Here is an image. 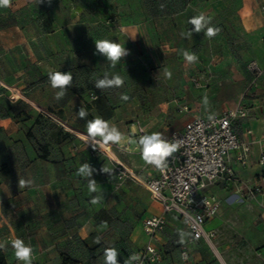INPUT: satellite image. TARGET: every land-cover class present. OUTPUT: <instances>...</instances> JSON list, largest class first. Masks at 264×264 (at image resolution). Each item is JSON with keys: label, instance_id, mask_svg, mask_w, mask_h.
I'll return each instance as SVG.
<instances>
[{"label": "crops", "instance_id": "1", "mask_svg": "<svg viewBox=\"0 0 264 264\" xmlns=\"http://www.w3.org/2000/svg\"><path fill=\"white\" fill-rule=\"evenodd\" d=\"M151 1L51 0L49 4L47 0L42 3L38 0H11L10 7L0 8V77L8 85L10 83L26 94L25 100L3 103L12 109L19 108L11 113L10 118H5V124L9 125L4 133L5 145L15 147L14 141L19 140V158L22 161L26 159L28 132L22 131L21 125L12 119H20L25 113L32 116L29 119L32 124L54 122L58 128L53 133V143L45 144L48 155L44 160L53 161L55 165L51 167L55 173L52 179L43 178L42 170L37 167H20L22 171L31 173L30 178L23 179L32 181L31 184L19 187L21 179L4 181L3 184L0 182V188H3L0 190V204L2 197L8 198V193L13 198L5 199L6 203L15 204L19 200L21 205L18 216L2 211L0 207V241L7 242V250L3 251L7 264H21L16 260L11 247V241L16 238L33 247V264H69L65 262L66 258L77 261L75 264H104V251L112 232L104 224L92 223L87 214L77 218L75 211H61V204L76 201V195L69 189L84 188L88 184L75 179L76 167L86 163V160L90 164V156L85 147L80 145V136H87V120L99 115L115 124L125 135L121 145L128 148L126 163L140 169L148 167V175L154 174V166L145 164L134 141L141 135L152 132H160L168 139L173 130L181 129L184 125L178 121L173 129H167L159 122V126L155 128L158 121L146 119L148 114L160 115L161 120L168 116V112L158 101L146 102L144 107L155 109V112H146L141 108L142 102L135 101L134 98L115 102L109 95L94 87L77 88L74 81L66 95L57 100L55 94L58 89H53L48 79L50 71H70L73 75L80 57L85 65L95 64L99 70H105L103 66L108 62L106 58L99 53L94 55L95 41L101 39L113 40L125 47H136L141 43H162L169 52H175L181 44H194L196 48H200L204 43L200 36L204 33H196L193 31L194 25L188 23L191 17L200 13L212 18L210 26L215 27L217 23L234 35L242 34L244 56L255 60L264 69V12L260 9L259 0H184L179 10L170 9L172 0ZM161 8L169 10L161 11ZM107 28L112 29L110 34L106 31ZM189 32L191 37L188 36ZM128 50L133 54L132 49ZM148 53L154 58L156 51L151 49ZM244 102L252 108L238 130L244 132L247 128L251 129L256 142L252 144L250 164L235 168L243 179H260L264 182L261 178L264 168L257 162L261 148L264 149V74L258 90ZM19 106H30V109L35 106L40 110L36 115L41 118L38 116L36 120L35 111L28 112ZM81 106L89 113L85 118L77 115ZM45 109L50 111L49 115L41 113ZM132 109H139L135 113L138 118L133 121ZM139 127L144 134L137 133ZM41 150L40 158L43 159V149ZM35 155L38 156V152ZM90 166L96 167L93 164ZM61 173H66V176L61 178ZM5 188L8 190L5 191ZM61 189L68 190H64L61 195ZM212 192L220 200L219 212L207 224L208 229L216 231L214 242L228 218L235 221L236 233L239 232L243 238L242 246L228 251V262L240 264L243 261L242 264H246L250 260H256L264 264L263 198L258 196L256 200L240 201L232 185H216ZM86 199L83 196L81 201L87 203ZM236 201L243 205L241 211L233 215L231 206ZM159 208L160 211L154 214L162 213L160 204ZM170 214L166 215L167 219ZM198 243L206 242L200 240L190 245L188 255ZM214 253L222 264H228L218 246L214 248ZM117 260L119 264H124L119 257Z\"/></svg>", "mask_w": 264, "mask_h": 264}, {"label": "rangeland", "instance_id": "2", "mask_svg": "<svg viewBox=\"0 0 264 264\" xmlns=\"http://www.w3.org/2000/svg\"><path fill=\"white\" fill-rule=\"evenodd\" d=\"M183 2L184 0H172L170 9L179 10ZM163 10L167 11L169 9L161 8V11ZM215 25L220 29L219 34L212 38L201 34L200 37L204 43L200 48H196L194 44L190 46L181 44L175 52H169L168 48L162 43H141L136 47H125L126 49H132L133 54L123 58L115 68H111L109 62H105L103 66L105 70H99L95 64L92 66L85 65V61L80 57L76 62L75 74L72 75L73 81L77 88H95V81L104 78L105 73L108 74L109 78L113 74H119L124 78L122 87L101 91L109 95L115 102H123L120 97L122 94H127L129 98L142 102V107H140L146 112H151V110L155 112V109L144 107L146 102L152 100L161 103L163 109L168 112V116L161 120L162 116L151 113L146 118L151 121H158L154 126L155 128L159 126L158 123L160 122L161 126L173 129L178 121L185 123L188 118L195 115L217 113L238 101H247L253 94L247 95L245 93L250 78L246 65L251 60L244 56V45L241 44L243 35H234L226 27L217 23ZM111 30L110 28L106 29L109 34ZM151 49L156 51L154 58L151 53H148ZM182 50L194 53L198 57V61L189 64L184 59ZM137 51H139V54H136ZM172 71L176 72L173 73ZM167 72L171 73L170 78L166 74ZM11 78L14 79V77ZM11 85L10 83L8 85L0 77V182L3 184L4 181L30 178L31 173L22 171L20 167H37V169L42 170L43 178L50 180L55 174L51 167H55V165H53V161L40 158L42 153L40 147L53 143V133L58 129L54 122H34L32 124V121H29L32 116L26 113L20 119L12 118L15 123L21 125L22 128H19L22 131L28 132V155L23 161L19 158L18 153L19 140L14 141L15 147H10V144L9 146L5 145L4 133L9 127L8 124H5L7 123L5 118H10L11 113L19 108L12 109L8 107L9 105L6 106L3 103L9 104L13 101L26 99L25 92ZM205 97L209 101L207 107L203 103ZM19 107L23 108V106ZM31 107L32 110L30 106L24 107L23 110L35 111L34 117L38 120L39 115H36V112L40 110L35 106ZM183 107H186V110H182ZM45 110L50 112L48 109ZM137 110L139 109H132L131 121L138 118L135 115ZM174 131L177 130L172 132ZM80 145L85 147L90 156L81 139ZM123 148H125V145ZM36 152H38V156L35 155ZM115 152L129 169L135 172L139 171L140 167H130L126 163L128 152H122L118 148H115ZM86 162L88 161L86 160ZM89 162L96 166L92 168L98 170L94 171L91 177V179L97 181L98 190L89 192L88 184L84 188L69 189L76 195V201L75 203L61 204V211H75L77 218L87 214L90 216L92 223L104 224L108 231L112 232L106 248L115 247L119 253L118 257L122 262H125L136 249L146 243L147 237L142 231V218L148 214L158 213L160 211L159 203L154 201L150 193L135 180L130 177H119V171L116 169V163L112 158L105 155L90 156ZM102 166L113 170L111 176L108 173L99 172ZM78 169L79 167L75 169V179L88 183L87 178L76 175ZM147 172L148 170L145 168L140 175L142 177L148 176ZM65 174L59 175L63 178L66 176ZM1 189L3 188L1 187ZM7 190L5 188V191ZM64 190L68 189H61V195ZM7 195L8 198L2 197L0 204L2 211L18 216L21 206L18 203L19 200H16L15 204L6 203L5 199L11 200L13 198L8 193ZM83 196L87 197V203L81 201ZM96 196H100L101 199L98 203L93 204L91 201ZM241 205L243 204L236 201L231 206L233 207V215L241 211ZM232 218L234 219L233 216ZM167 222L168 224L159 233L158 245L162 251L159 264H222L214 253L216 246L220 248L224 260L228 264H232V262H228V251L236 249L237 246H242L243 238L238 234L239 232L236 233V223L228 218L224 224L225 226H221L222 231L219 232L217 241L212 240V245L198 243L189 253L188 259L182 260L180 254L184 243L181 244L180 241L184 240L186 236V226L179 217L172 214L168 217ZM246 264H261V262L250 260Z\"/></svg>", "mask_w": 264, "mask_h": 264}, {"label": "built area", "instance_id": "3", "mask_svg": "<svg viewBox=\"0 0 264 264\" xmlns=\"http://www.w3.org/2000/svg\"><path fill=\"white\" fill-rule=\"evenodd\" d=\"M259 6L264 12V0H259ZM246 67L250 78L245 93L251 95L258 90L264 69L255 60L249 61ZM251 108L244 101H238L217 113L190 118L180 130L172 132L167 139L171 142H181L178 151L168 158L167 167L163 171L153 167L154 174L145 177L140 173L147 167L135 172L116 155L115 148L128 152L126 146L123 148L122 145H109L93 150L83 139L86 136H80L90 156L105 155L112 158L119 171V177L135 180L161 205V214H148L142 218V231L147 241L133 252L132 255L136 254L140 259L133 260L131 264L160 263L162 251L158 245L159 233L167 225L166 215L170 213L177 215L187 229L180 254L182 260L188 259L190 245L200 240L212 245L216 231L208 229L207 224L220 209V200L212 192L216 185L234 186L235 195L240 201H252L261 196V205L264 208V182L260 179H243L235 168L250 164L252 144L256 142L251 129L247 128L244 132L238 130L240 123L250 115ZM182 110H186V107ZM41 113L49 115L44 110H41ZM137 133L144 134V131L139 127ZM257 142L260 143V140ZM257 162L264 168L263 148L259 152ZM261 175L264 180V171Z\"/></svg>", "mask_w": 264, "mask_h": 264}, {"label": "clouds", "instance_id": "4", "mask_svg": "<svg viewBox=\"0 0 264 264\" xmlns=\"http://www.w3.org/2000/svg\"><path fill=\"white\" fill-rule=\"evenodd\" d=\"M39 3L44 2V0H38ZM50 4L51 0H47ZM11 5V0H0V8H8ZM212 18L206 16L204 13L193 16L188 20V23L194 25L193 31L199 33L204 31V34L208 38L215 37L219 34L220 29L217 27L210 26ZM191 37V32L188 33ZM95 54H102L106 60L109 62L111 68H115L118 63L121 62L123 58L128 56L129 50L125 48L122 44L115 42L113 40L101 39L95 41ZM182 55L184 59L189 63L193 64L198 61V57L194 53H189L187 50H182ZM169 78L171 73H166ZM48 79L50 81L51 87L53 89H58L55 94V99H62L67 92V89L71 86L73 81V76L70 71H50L48 73ZM124 85V78L119 74L111 75L109 78L108 74H104V78L97 79L95 81V88L100 90H106L111 88H120ZM121 100H129L127 94H122ZM204 105L207 107L209 101L207 97L203 100ZM78 117L85 118L89 115L87 109L81 106L77 112ZM211 119V117H209ZM87 136L83 137L88 146L90 145L93 150H97V147L103 148L104 146L117 145L121 146L125 139L124 133H122L115 124H111L108 120L97 115L91 120L86 121ZM99 138V139H97ZM139 150L141 159L147 165H152L156 169L163 171L167 167V161L169 157H172L173 153L177 152L180 147V141L171 142L165 139L160 132H152L151 134L141 135L138 140L134 141ZM94 171H98L90 166L89 163H83L77 170L76 175L88 179V189L89 192H96L97 181L91 179ZM112 169L103 167L99 169L101 173H108L111 176ZM32 181H25L23 179L19 180V187H25L31 184ZM101 197L96 196L92 199V203H98ZM99 240H97V243ZM181 244L184 243L182 239ZM11 247L14 250V255L17 261L21 264H33L34 261V249L30 244H26L22 239L16 238L11 241ZM7 250V242L0 241V251ZM119 253L115 247L106 248L104 251V264H119L117 257ZM140 257L136 254L129 257L124 264H131L133 260H139Z\"/></svg>", "mask_w": 264, "mask_h": 264}, {"label": "trees", "instance_id": "5", "mask_svg": "<svg viewBox=\"0 0 264 264\" xmlns=\"http://www.w3.org/2000/svg\"><path fill=\"white\" fill-rule=\"evenodd\" d=\"M41 148L43 149L42 158L43 159H46V157L48 155V153H47V146L46 145H43V146H41ZM65 262L66 263H69V264H75L77 261L72 260V259H69V258H66L65 259ZM0 264H7L6 258H5V254H4L3 251H0Z\"/></svg>", "mask_w": 264, "mask_h": 264}]
</instances>
